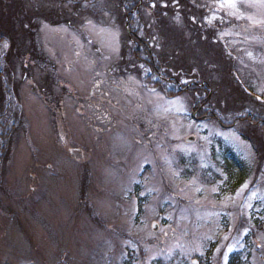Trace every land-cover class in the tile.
<instances>
[{
  "label": "rangeland",
  "instance_id": "obj_1",
  "mask_svg": "<svg viewBox=\"0 0 264 264\" xmlns=\"http://www.w3.org/2000/svg\"><path fill=\"white\" fill-rule=\"evenodd\" d=\"M23 3L33 59L11 60L0 79V148L8 140L10 151L0 166V264H123L128 254L134 264H206L208 253L227 264L238 251L246 260L249 245L245 263L264 264V162L215 107L227 83L262 96L264 0L140 3L147 48L174 60L160 66L155 55L159 74L196 86L207 68L220 84L207 107L227 129L199 119L189 93L166 97L173 87L142 49L123 54L111 0ZM90 8L99 20L80 18ZM227 149L247 172L237 188Z\"/></svg>",
  "mask_w": 264,
  "mask_h": 264
},
{
  "label": "trees",
  "instance_id": "obj_2",
  "mask_svg": "<svg viewBox=\"0 0 264 264\" xmlns=\"http://www.w3.org/2000/svg\"><path fill=\"white\" fill-rule=\"evenodd\" d=\"M23 1L25 0H0V44L2 43L8 44L7 46L8 51L1 58L0 62L3 69H5L6 67V70L9 69L11 60L15 58L18 59L19 63L21 64L23 63L22 58L26 55H29L33 59L32 53L34 51L31 54H28L27 53L28 50L26 51L23 48L24 39L22 37V24L20 25L19 22V16L22 15L23 11L26 12V8H24L25 3H23ZM42 1L46 3H51V5L54 4L52 3L54 2V0H42ZM111 1H112V6L117 5V7L116 8L111 7L109 3H107V7L108 8L111 7L115 10L117 17L119 18L120 23L122 24V30L124 32V38L122 39L123 54L127 52V53H131V55L134 54L137 56V54L139 53V48L142 49L141 53L144 54L147 58V60H145V63L151 67L152 71L156 74L158 79L162 80L164 83L166 81L169 82L170 86L173 87L174 93L168 91L164 92V95L166 97L189 93L190 97L188 101H190L191 105H193L194 102L196 104V107L195 108L193 107L192 109L194 111H199L201 115H203L204 113L207 114L209 113L208 111H213V109H216L215 107H217L219 109L217 110L220 111L224 115V117H226V119L233 117V123L241 125L239 131H237L238 135L244 142H246L247 144H249V146H251L258 161V164L259 165L263 164L264 162V102L263 101L259 102L250 95L246 94L238 83H235L233 85L227 83L226 84L228 89L227 92L224 93L223 91H220L218 102L215 103V107H213L212 109L208 108L207 106L211 107V101H210L211 93L214 91L215 86L216 89H218L217 85L219 86L220 84L216 85V82L214 81L211 75L212 73L207 68H204V70L202 69V80L200 79V82H198L196 86L191 85V83H187L181 85L182 89L179 90L178 89V84H180L179 78L177 77L172 79V81H169L171 80L172 76L170 72L166 70H164L165 72L163 73L164 74V78H163V76L159 74V70L154 66V62L152 59L156 55L160 63V66H162V62H166L165 64L167 65L169 64V66H172L171 64L173 63L174 60L170 62V60H168L163 53H160V55L157 56L158 53H156L153 49L147 48L148 42L152 39V37L149 34V32L146 30L147 28H145V26L147 25L143 15L146 16L149 13L145 10V8L141 9L142 13L140 12V8H141L140 3L146 7L148 5L147 3L151 2V0H111ZM78 2L79 1L76 2V5L79 4ZM37 4L40 5L41 4L40 1H37ZM137 8L139 12L138 13L139 24H136L134 27V18L132 14H135V10ZM147 8L149 9V7ZM42 9L44 8H41L40 11ZM46 14L47 11H44L41 14V18L45 17ZM83 14H85L88 18L91 19L94 18L96 20H99L97 13L92 12V8L86 11L84 9L83 11H80V18L81 16H83ZM90 14H92V16ZM153 15L156 16L155 17L156 19L158 18L157 19L158 21H161L162 20L161 18H163L164 22H166L165 19L169 20L155 12H153ZM147 16L149 18V15ZM74 20L78 22L80 19L75 18ZM160 24L162 23L160 22ZM186 24L193 25L190 21H187ZM126 25H127V30L129 31L125 29ZM145 32L146 34L144 36ZM129 44L133 46V50L131 49V47H129ZM174 52H172L173 56L176 55ZM178 53H182V52H178ZM218 53L220 52H216L215 54ZM182 55L184 54L182 53ZM222 58L223 57L217 60L221 61ZM2 73L3 70L2 72L0 71V79ZM217 76L220 77L221 76L220 73H218ZM28 77H31L30 73H28ZM205 78H207L209 83ZM211 80H213L214 82L213 83L210 82ZM158 87L160 90L162 89V87L160 86ZM197 92L199 94L204 93V97L202 96L201 99L198 100L197 97H195V94ZM221 94H223L224 96H220ZM261 97L262 100H264V90L262 91ZM221 99H224L223 100L224 106L219 104L221 102ZM9 152L10 151L8 146L5 147L3 145V147L0 148V166L1 164H3L4 159L7 160V156L8 154H10ZM228 152L230 154L226 155ZM223 156H224L222 157L224 160L223 168L226 172L229 173L230 177L233 178L236 176L235 178L236 181H235V185H233V188H237L243 183L246 177L247 174L246 169L244 168L242 163L239 165V163L235 159H233L232 162H229L227 160L229 157L234 158L230 150L228 149L225 150ZM237 168H240L241 170L240 175H237L235 172ZM250 250L251 249L249 245L246 253L247 259L250 257ZM241 254H242L241 251L230 254L228 257L227 264H246L245 262H247V259L244 260ZM131 258H132L131 255L128 254L123 264H134L133 259ZM209 258L210 256L208 253V256L206 257L207 259L206 264H210Z\"/></svg>",
  "mask_w": 264,
  "mask_h": 264
},
{
  "label": "water",
  "instance_id": "obj_3",
  "mask_svg": "<svg viewBox=\"0 0 264 264\" xmlns=\"http://www.w3.org/2000/svg\"><path fill=\"white\" fill-rule=\"evenodd\" d=\"M191 140H192V139H190L189 141H191ZM156 228H157V227L154 225V226H153V229L156 230Z\"/></svg>",
  "mask_w": 264,
  "mask_h": 264
},
{
  "label": "snow or ice",
  "instance_id": "obj_4",
  "mask_svg": "<svg viewBox=\"0 0 264 264\" xmlns=\"http://www.w3.org/2000/svg\"><path fill=\"white\" fill-rule=\"evenodd\" d=\"M229 251H231V249H229Z\"/></svg>",
  "mask_w": 264,
  "mask_h": 264
}]
</instances>
